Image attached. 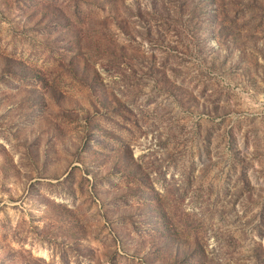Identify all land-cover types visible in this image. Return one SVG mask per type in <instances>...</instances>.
<instances>
[{
  "label": "rangeland",
  "instance_id": "rangeland-1",
  "mask_svg": "<svg viewBox=\"0 0 264 264\" xmlns=\"http://www.w3.org/2000/svg\"><path fill=\"white\" fill-rule=\"evenodd\" d=\"M0 264H264V0H0Z\"/></svg>",
  "mask_w": 264,
  "mask_h": 264
}]
</instances>
